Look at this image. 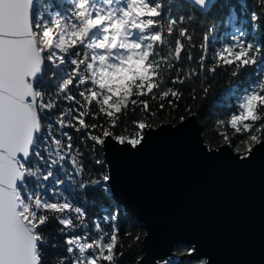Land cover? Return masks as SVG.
I'll return each instance as SVG.
<instances>
[{
	"label": "snow or ice",
	"instance_id": "1",
	"mask_svg": "<svg viewBox=\"0 0 264 264\" xmlns=\"http://www.w3.org/2000/svg\"><path fill=\"white\" fill-rule=\"evenodd\" d=\"M214 2L189 0L202 14ZM256 3L252 21L264 18V0ZM138 9L146 11L137 15ZM196 19L166 13L165 0H62L55 11L39 0H0V264H45L41 249L50 220L58 221L65 237L56 264H120L118 214L88 221L87 209L60 190L74 185L109 191L105 161L95 158L99 174L85 176L84 153L74 140L90 142L93 152L109 140L121 150L139 151L159 115L151 102L160 110L177 108L186 83H193L195 100L196 84L206 96L210 77L223 71L235 79L225 91L232 111L218 121L232 135L221 131L220 138L235 152L233 160L245 162L264 151V41L245 39L238 28L215 47V24L204 26L198 40L185 26ZM139 60L146 74L130 67L129 61ZM118 70L131 79L117 92L111 74ZM129 111L141 114L132 119V131L121 127ZM190 115L186 106L180 123ZM197 252L190 245L180 264H196Z\"/></svg>",
	"mask_w": 264,
	"mask_h": 264
},
{
	"label": "water",
	"instance_id": "2",
	"mask_svg": "<svg viewBox=\"0 0 264 264\" xmlns=\"http://www.w3.org/2000/svg\"><path fill=\"white\" fill-rule=\"evenodd\" d=\"M193 113L153 125L139 151L111 140L101 151L112 202L144 228L133 264H162L176 242L195 245L207 264H264V151L233 160L205 141Z\"/></svg>",
	"mask_w": 264,
	"mask_h": 264
},
{
	"label": "trees",
	"instance_id": "3",
	"mask_svg": "<svg viewBox=\"0 0 264 264\" xmlns=\"http://www.w3.org/2000/svg\"><path fill=\"white\" fill-rule=\"evenodd\" d=\"M39 3L42 8L47 7L55 11L60 10L62 0H39ZM165 9L166 13L170 12L173 17H179L181 15L188 16L190 14L195 15L197 19L194 20L192 24L186 22L185 26L189 27L190 30H195L197 40L204 26L215 24L216 32L213 40L215 47L220 46L218 42H224L230 39L231 34L238 28L247 33L245 39L264 41V18L258 21H252L250 15L253 11H259L256 0H215L214 6L206 14H202L198 9H194L186 0H165ZM233 15L235 19L231 18ZM226 20L228 21L227 23H225ZM220 36L222 40H219ZM193 51L195 54L196 50L194 49ZM181 63H183V61ZM47 75L48 74H46V76ZM126 81L127 79L124 80L122 85L126 84ZM236 82L235 79L230 80L229 75L221 71L215 79L209 78L208 83H210L211 88L206 96L199 92L198 84L195 85L197 87L198 97L195 100L191 99L190 92L191 88L194 86L193 83H186L181 88V91L184 92V96L183 99L179 101V106L177 108L169 109L166 106L163 110H160L156 102H151L152 109L159 112L153 125L160 121H177L181 115L185 114V107L190 106L193 112L198 115L202 124V132L205 141L213 146L223 143L219 135L220 132H227V134L231 136L232 130L230 128L218 127V121L225 119L232 111V104L225 101V91L230 88V83L235 84ZM47 86L51 87L50 85ZM119 86L121 85L117 87ZM140 115L139 111L135 113L129 111L126 116L121 118V127H126L129 131H132L131 121L134 116L138 118ZM100 122L103 123V120ZM73 135H75V133H73ZM74 143L84 153L82 159L86 164L85 176L95 177L98 175L100 168L94 163V159H103L101 151L93 152L89 147L90 142L89 144H80L79 141L74 140ZM103 187L105 186L102 185L101 189ZM60 190L63 192L64 196H67L77 206H83L87 209L88 216L86 219L88 221L102 217L110 211L118 214L119 218L116 223L119 226L121 245L118 250L124 253V256L120 260V264H133L135 260L141 256L143 253L141 237L144 232L141 222L125 212L118 204L113 203L108 192L102 195L100 189L81 191L74 185L71 187L69 185L60 186ZM47 195H51V193ZM53 199L62 200L63 197L54 196ZM60 227L58 221L50 220L43 233L47 241L41 249L45 264H56L57 259L64 255L63 240L65 237L61 235L59 231ZM105 227L107 226L105 225ZM136 236L140 237L139 241L135 239ZM189 246L190 245L186 242H176L171 254L164 256L162 259H173L177 261V264L185 262L186 257L184 255L177 256L175 253L185 252ZM203 260L204 257L197 258L196 264H199V262Z\"/></svg>",
	"mask_w": 264,
	"mask_h": 264
},
{
	"label": "clouds",
	"instance_id": "4",
	"mask_svg": "<svg viewBox=\"0 0 264 264\" xmlns=\"http://www.w3.org/2000/svg\"><path fill=\"white\" fill-rule=\"evenodd\" d=\"M146 9H138L137 15H143ZM99 21H93L92 23H98ZM114 27L119 28L121 25H115ZM115 37L113 38V44H115ZM130 67L135 65L138 70H141V74H146V70L143 69V60L139 61H129ZM109 74L105 73V76ZM112 79L111 83H115L117 85H122L125 79H131L130 73L127 70L120 71L118 70L116 73L111 74ZM117 77H123V79H117ZM105 82H108L107 80ZM119 87L117 88V92L119 91Z\"/></svg>",
	"mask_w": 264,
	"mask_h": 264
},
{
	"label": "rangeland",
	"instance_id": "5",
	"mask_svg": "<svg viewBox=\"0 0 264 264\" xmlns=\"http://www.w3.org/2000/svg\"><path fill=\"white\" fill-rule=\"evenodd\" d=\"M236 26V25H235ZM222 36V35H221ZM220 36V39L219 40H222V37ZM135 71H137V72H139V73H141V70H138L137 68H136V66H135V69H134ZM117 79H123V77H117ZM114 85H116V86H118L117 84H115V83H113Z\"/></svg>",
	"mask_w": 264,
	"mask_h": 264
}]
</instances>
